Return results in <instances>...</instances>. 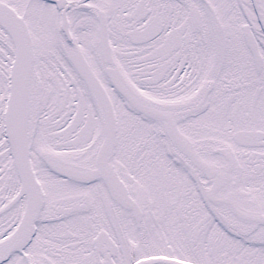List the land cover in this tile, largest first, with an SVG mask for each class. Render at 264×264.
Masks as SVG:
<instances>
[{"label": "snow or ice", "instance_id": "6c2138e0", "mask_svg": "<svg viewBox=\"0 0 264 264\" xmlns=\"http://www.w3.org/2000/svg\"><path fill=\"white\" fill-rule=\"evenodd\" d=\"M0 264H264V0H0Z\"/></svg>", "mask_w": 264, "mask_h": 264}]
</instances>
